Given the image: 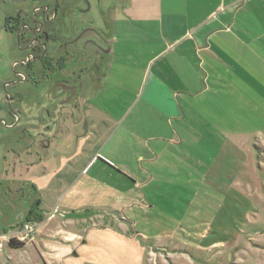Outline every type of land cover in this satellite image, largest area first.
<instances>
[{
	"label": "crops",
	"instance_id": "crops-1",
	"mask_svg": "<svg viewBox=\"0 0 264 264\" xmlns=\"http://www.w3.org/2000/svg\"><path fill=\"white\" fill-rule=\"evenodd\" d=\"M114 1L107 15L106 61L86 76V130L81 133L76 122L71 135L62 132L42 147L43 158L30 166L28 178L21 177L35 183L36 190L16 192L10 176L8 181L15 182L10 184L12 200L1 202L3 235L25 222L37 201L43 219L33 243L22 247H35L40 256L59 264L71 255H89L88 240L101 245L99 258L90 256L85 261L89 264H109V256L119 259L126 253L136 264L142 262L136 231L129 233L122 220L94 223L87 212L108 211L105 199L114 211L135 195L140 200L148 193L145 189H160L152 181L154 161L172 135L160 138L166 143L158 145L152 142L156 131L176 136L174 132L221 130L227 135L223 146L234 148L246 140L247 129L228 133L222 124L231 125L237 116H264V0ZM94 196L97 202L92 203ZM54 208L58 212L46 219ZM108 243L114 244L113 255L106 253Z\"/></svg>",
	"mask_w": 264,
	"mask_h": 264
},
{
	"label": "rangeland",
	"instance_id": "rangeland-1",
	"mask_svg": "<svg viewBox=\"0 0 264 264\" xmlns=\"http://www.w3.org/2000/svg\"><path fill=\"white\" fill-rule=\"evenodd\" d=\"M89 3L83 16L95 21L99 19L101 8L107 17L108 11L116 5L114 0H101L99 4L96 0H89ZM12 9L11 0H0V119L7 122H10L9 105L14 104L10 94L5 93L11 86L5 87V84L13 78L12 62L22 56L15 37L4 28L6 13ZM93 26L102 24L97 22ZM254 74L257 75L256 71ZM131 98H125L124 103ZM116 104L122 105V100ZM217 117L223 122V116ZM234 119L236 122L231 121V125L222 124L224 131L233 133L236 127L247 129L246 140L234 148L223 146L227 135L221 130L203 134H196L193 130L174 132L176 136L168 131H156L152 142L158 145L166 143L160 138L172 135L164 154H158L154 161L157 174L152 181L160 189H145L144 192L148 193L140 200L137 201L135 195L132 202H126L114 211L110 210L111 200L105 199L103 202L108 203L109 210L99 212L97 208H91L87 213L92 221L103 225L122 220L129 233L136 231L143 245L140 264H264V116H237ZM255 128L260 131L255 132ZM149 133L154 132H145V135ZM12 139L9 129L0 123L1 210V202L12 200L9 188L15 185L14 181H8L10 174H3L9 168L8 164L13 166V152L20 148L15 145L16 139ZM227 150L229 156H225ZM95 197L92 203L97 202ZM107 197L112 199V196ZM50 212L46 219H49ZM100 213L105 217H98ZM2 244L0 264H59L40 256L35 247H22L26 245L23 244L12 248L5 240ZM35 246L38 248L36 242ZM100 248L99 242L88 240L85 250L89 255L81 251L61 264H89L85 261L90 256L99 258ZM105 248L106 253L109 250L113 255L114 244L108 243ZM109 260V264H136L127 253L119 259L109 256Z\"/></svg>",
	"mask_w": 264,
	"mask_h": 264
},
{
	"label": "flooded vegetation",
	"instance_id": "flooded-vegetation-1",
	"mask_svg": "<svg viewBox=\"0 0 264 264\" xmlns=\"http://www.w3.org/2000/svg\"><path fill=\"white\" fill-rule=\"evenodd\" d=\"M89 5V0H11L13 9L6 13L4 28L15 37L22 56L12 62L13 78L5 84L11 86L5 93L14 104L8 109L10 122L0 119L20 148L3 174L13 177L20 194L36 190L35 183L27 184L21 176L43 158L42 147L62 132L71 135L76 122L81 133L86 130V76L106 61L111 24L102 8L97 21L84 17ZM97 22L102 26L94 27Z\"/></svg>",
	"mask_w": 264,
	"mask_h": 264
},
{
	"label": "built area",
	"instance_id": "built-area-1",
	"mask_svg": "<svg viewBox=\"0 0 264 264\" xmlns=\"http://www.w3.org/2000/svg\"><path fill=\"white\" fill-rule=\"evenodd\" d=\"M56 212H58L56 208L51 210L48 218H51ZM37 224V221H25L19 227L14 229L12 234L0 235V247L2 246L3 240L9 242L10 239L21 244L30 243L35 237V228L37 227Z\"/></svg>",
	"mask_w": 264,
	"mask_h": 264
},
{
	"label": "trees",
	"instance_id": "trees-1",
	"mask_svg": "<svg viewBox=\"0 0 264 264\" xmlns=\"http://www.w3.org/2000/svg\"><path fill=\"white\" fill-rule=\"evenodd\" d=\"M43 219V214L39 212L38 210V203L34 205H31L29 208L27 215H26V221H37L40 222ZM10 247H19L22 246L23 244L15 242L13 239H10L8 242Z\"/></svg>",
	"mask_w": 264,
	"mask_h": 264
}]
</instances>
